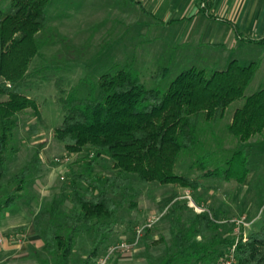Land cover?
<instances>
[{
    "label": "trees",
    "instance_id": "trees-1",
    "mask_svg": "<svg viewBox=\"0 0 264 264\" xmlns=\"http://www.w3.org/2000/svg\"><path fill=\"white\" fill-rule=\"evenodd\" d=\"M4 1L9 2V11L0 10V99L4 98L0 100V188L7 163L16 154L10 141L17 115L32 110L41 120L36 100L24 94L22 84L40 53L37 36L48 26L51 4V0H0V4ZM256 70V63L244 67L237 61L211 75L191 67L162 90L158 85L167 75V68L159 67L153 76L157 87L147 88L134 70L121 67L112 74H103L85 96L64 89L62 80H56L58 106L64 118L54 130V138L70 156L89 149V169L100 158H109L114 174L103 177L91 175L89 170L73 177L68 189L63 188L65 192L32 220L35 235L55 264H71L77 238L85 229L93 235L92 251L85 264H94L93 260L114 244L109 240L126 203L129 176L141 185H173L193 192L203 189L201 177L213 173L193 179L175 173L180 155L200 145L201 120L217 123L231 104L244 99L243 106L232 115L229 134L243 143L264 135V87L245 97ZM42 146H37L33 157L37 168L41 166ZM32 170L26 165L8 180L10 190L0 201V218L1 211L22 196ZM177 198L174 193L159 204L170 232L161 264H216L235 244L232 238L217 237L220 225L230 222L218 220L211 210L196 213L181 206ZM66 199L71 208L64 215ZM152 230L145 232L142 242L149 239ZM208 234L213 236L211 244L198 241ZM235 258L236 264H264V224L247 238L240 237Z\"/></svg>",
    "mask_w": 264,
    "mask_h": 264
},
{
    "label": "rangeland",
    "instance_id": "rangeland-1",
    "mask_svg": "<svg viewBox=\"0 0 264 264\" xmlns=\"http://www.w3.org/2000/svg\"><path fill=\"white\" fill-rule=\"evenodd\" d=\"M69 2L72 4L62 3V0L51 1L47 10L48 26L37 36L40 53L32 61L28 78L22 84L24 94L36 100L41 120L32 110L18 114L17 127L10 141V147L16 150V154L7 163L0 201L10 190L8 180L26 165L33 168L22 196L13 206V210L16 208L20 212L14 219L15 223H28L31 211L42 210L58 198L65 192L63 188L68 189L75 176L84 175L89 170L91 175L103 177L114 174L109 158H100L89 169V149L70 156L54 138V130L64 118V112L58 106L60 94L56 80H62L64 89L75 90L80 96H85L103 74H112L121 67L134 70L147 88L157 87L153 81L155 72L159 67L167 68V75L158 85L162 90H166L172 80L192 66L202 67L208 75L224 70L220 65L167 60L173 55L168 47L170 39L164 36L165 30L158 28L157 23H146V11L134 8L128 0ZM0 10L7 13L9 2H1ZM261 87L264 85L254 80L246 89L245 97ZM243 104L244 99L231 104L224 118L217 123L201 120L199 147L192 152L182 153L178 158L175 173L179 176L193 179L213 173L201 177L203 189L193 192L173 185H141L135 177L129 176L126 203L120 211L110 242L129 240L134 229L143 225L148 217L164 216L165 212H160L159 204L174 193L178 194L176 201L181 206L191 208L186 198L190 196L197 207L211 210L220 221L230 222L227 226L220 225L217 232L220 240H236L238 232L239 238H247L250 233L260 229L264 224V135L252 137L243 143L227 130L233 113ZM33 126L35 129L32 130ZM38 145L43 146L39 153L41 166L37 168L33 164V157ZM70 208L71 204L66 199L64 215L69 213ZM183 215L188 216L187 213ZM163 216L147 241L146 238L140 241L129 255H115L107 264H161L166 243L170 239ZM232 220H242L245 225L238 231ZM92 240V233L85 229L77 238L71 264H85L92 251ZM212 240V234H208L198 241L209 245Z\"/></svg>",
    "mask_w": 264,
    "mask_h": 264
},
{
    "label": "crops",
    "instance_id": "crops-1",
    "mask_svg": "<svg viewBox=\"0 0 264 264\" xmlns=\"http://www.w3.org/2000/svg\"><path fill=\"white\" fill-rule=\"evenodd\" d=\"M128 1L146 11V23H157L165 30L173 55L167 60L220 65L224 70L232 61L244 67L256 63L253 81L264 85V0ZM62 3L72 4L69 0ZM13 206L1 211L0 264H55L32 228V220L41 209L31 211L29 222L24 224L14 222L20 212Z\"/></svg>",
    "mask_w": 264,
    "mask_h": 264
},
{
    "label": "built area",
    "instance_id": "built-area-1",
    "mask_svg": "<svg viewBox=\"0 0 264 264\" xmlns=\"http://www.w3.org/2000/svg\"><path fill=\"white\" fill-rule=\"evenodd\" d=\"M189 201V206L195 210V212L202 213V212H208V209L206 208H200L197 207L196 203L191 199L190 196L186 197ZM163 215L160 214V216H150L147 218V220L144 222L143 225L138 226L134 229L133 236L129 240H122L119 242H116L114 244H111L106 248L104 253L99 257L94 264H107L115 255H129L131 254L139 245L141 239L144 236V233L147 230L153 229L158 222L160 221L161 217ZM223 223V222H222ZM231 223L235 224L236 227L239 229L244 224V221H231ZM239 233V232H238ZM237 234V238L235 240V244L224 254V256L216 263V264H236V258H235V246L238 242L239 235Z\"/></svg>",
    "mask_w": 264,
    "mask_h": 264
}]
</instances>
